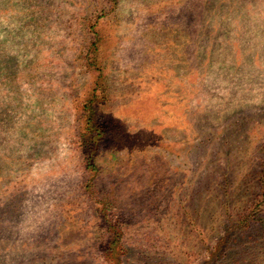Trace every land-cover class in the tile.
<instances>
[{
    "label": "rangeland",
    "instance_id": "rangeland-1",
    "mask_svg": "<svg viewBox=\"0 0 264 264\" xmlns=\"http://www.w3.org/2000/svg\"><path fill=\"white\" fill-rule=\"evenodd\" d=\"M263 170L264 0H0V264H264Z\"/></svg>",
    "mask_w": 264,
    "mask_h": 264
},
{
    "label": "trees",
    "instance_id": "trees-1",
    "mask_svg": "<svg viewBox=\"0 0 264 264\" xmlns=\"http://www.w3.org/2000/svg\"><path fill=\"white\" fill-rule=\"evenodd\" d=\"M263 173V174H262ZM261 174H262V181H263V184H264V170H263V172H262Z\"/></svg>",
    "mask_w": 264,
    "mask_h": 264
}]
</instances>
